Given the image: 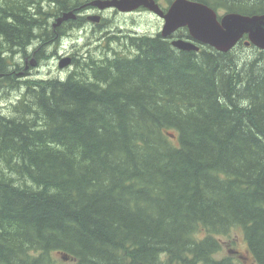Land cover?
<instances>
[{
  "label": "trees",
  "instance_id": "1",
  "mask_svg": "<svg viewBox=\"0 0 264 264\" xmlns=\"http://www.w3.org/2000/svg\"><path fill=\"white\" fill-rule=\"evenodd\" d=\"M47 1L0 0V92H19L0 108V264H236L217 256L234 228L264 264V51H184L160 33L119 51L109 36L101 58L32 87L9 74L8 49L47 46L41 19L50 31L84 3ZM60 28L58 41L72 34Z\"/></svg>",
  "mask_w": 264,
  "mask_h": 264
},
{
  "label": "rangeland",
  "instance_id": "2",
  "mask_svg": "<svg viewBox=\"0 0 264 264\" xmlns=\"http://www.w3.org/2000/svg\"><path fill=\"white\" fill-rule=\"evenodd\" d=\"M40 1L43 8L48 6L47 0ZM86 1L89 2L91 0H84L83 2ZM157 1L161 8L166 9L169 5L167 0ZM214 9L219 15H223L225 12H227L222 7H215ZM115 10H113V8L104 10L102 13L104 16V22L99 27L87 18V16L94 13H100L98 12V9L94 8L93 11L81 13V16L85 17L86 19L83 25H80L82 22L80 21L77 23V26L81 27H76L74 29L73 25L75 23H70L68 26L70 29H73L70 30L72 34L69 36H64L63 39H60L59 41L58 39L62 37V33L55 36L53 31H49L48 28H43L42 32H45L46 34L52 32L51 34H53V36L50 37L53 38V41L47 44V46L41 47L40 50L38 49V65L31 67V72H29L28 75H23L19 78L21 80L28 79V84L32 87H35L34 85L38 83L37 81L42 78L45 79L54 77L63 79L69 74L70 71L74 69V65L69 64L64 68H59V56L74 53L75 56H80L83 58L85 56H89L88 54H92V56H95L97 59H99L103 56V50H105V47L108 44V40L106 38H109V36L111 38H109L110 43L108 46L119 51H128V48L123 44L126 40L125 36H154L161 31L163 21L162 18L149 12L146 8H141L138 11L134 10L130 12H120ZM32 13L38 17L34 11H32ZM46 21L47 18L44 17L41 19V24L44 25ZM53 21L54 19L50 22V27ZM178 31L181 33H187L186 29H179ZM181 33L180 35H183ZM8 50L9 52L7 51L8 53L6 54L10 55L11 62L15 63V65H18L15 66L12 64L9 67V74L16 77L18 76V70L20 69L21 65H23L25 56H28V60L31 59V53L35 50V45H29L26 47L25 52H27V54H25L23 50H17L16 48H11ZM131 50L132 48H130V51ZM105 51H107V49ZM258 51L250 46H238L234 51V56H237V58L242 56L244 57L242 60H246L249 57L254 58L259 56ZM2 93L5 92H0V108H2L5 114H8L9 107L15 104L19 99L17 98L19 96V92L11 91L7 92L6 95H3ZM219 238L222 246L218 251L217 256L220 258L224 256H230L232 262H235L236 264H254L250 254L246 249V243L240 228H234L228 235H220ZM63 260L66 261V259Z\"/></svg>",
  "mask_w": 264,
  "mask_h": 264
},
{
  "label": "water",
  "instance_id": "3",
  "mask_svg": "<svg viewBox=\"0 0 264 264\" xmlns=\"http://www.w3.org/2000/svg\"><path fill=\"white\" fill-rule=\"evenodd\" d=\"M98 11L113 8L120 12H130L143 7L162 18L160 34L163 38H171L180 28L187 29V38L176 37L171 45L179 50L199 51L200 46H210L220 52H228L243 37L246 45H253L264 51V12L256 14H242L239 12H225L219 15L210 5L197 0H172L163 10L155 0H91L83 3ZM77 18L74 11L63 12L56 17L53 26L63 21ZM89 20L98 22V13L87 16ZM34 66V57L29 60ZM71 63V57L61 59L58 66L65 67ZM63 259L67 257L62 256Z\"/></svg>",
  "mask_w": 264,
  "mask_h": 264
},
{
  "label": "flooded vegetation",
  "instance_id": "4",
  "mask_svg": "<svg viewBox=\"0 0 264 264\" xmlns=\"http://www.w3.org/2000/svg\"><path fill=\"white\" fill-rule=\"evenodd\" d=\"M155 1H157V0H155ZM86 2H88V1H86ZM158 2V1H157ZM141 8H143V7H140V8H138V10L139 9H141ZM83 10H84V12H87V11H93L94 10V8L93 7H91V6H85V8H83ZM113 10H115V9H113ZM137 10V9H136ZM137 10V11H138ZM163 10H165V9H163ZM116 11V10H115ZM149 11V10H148ZM98 12H100V11H98ZM104 11H101L100 13H103ZM149 12H151V11H149ZM152 13V12H151ZM154 14V13H153ZM80 17H82L81 16V14H78ZM77 15V16H78ZM87 15V14H86ZM53 19H56V17L55 18H53ZM52 19V20H53ZM77 19V18H76ZM76 19H73L74 21L76 20ZM70 21V20H69ZM69 21H64V22H62L60 25H58V26H56V27H54L53 26V24H52V26H51V30L53 31V32H55V33H57V32H59V30L61 29L60 27L61 26H63L64 25V27L66 28V27H69L68 25L70 24V23H72L73 24V22H69ZM52 23H54V21L52 22ZM45 28H48L47 27V22H45ZM69 57H71V63H72V59L74 58V56H75V54L74 53H70V54H67ZM38 56H39V53H38V50H34L32 53H31V57H35L36 59L35 60H37L38 59ZM38 61V60H37ZM20 67V66H19ZM31 67H34V66H31L30 65V62H29V60H28V56H25V58H24V61H23V65H21V67H20V69L18 70V76H16L17 78H19V77H21V76H23V75H27L29 72H31L30 71V68Z\"/></svg>",
  "mask_w": 264,
  "mask_h": 264
},
{
  "label": "bare ground",
  "instance_id": "5",
  "mask_svg": "<svg viewBox=\"0 0 264 264\" xmlns=\"http://www.w3.org/2000/svg\"><path fill=\"white\" fill-rule=\"evenodd\" d=\"M84 3H86V2H84ZM83 8H85V6L82 7V5L80 4V5H78L76 8L69 9V10H70V11H74V12L78 15V14H81V13L84 12ZM69 10H66V11H69ZM66 11H63V12H66ZM63 12H62V13H63ZM98 15L100 16V20H99L98 22H94V21H92V20H90V21L93 22L94 24H96V25L99 27V26H100L101 24H103V22H104V16H103L102 13H98ZM59 16H60V15H59ZM57 17H58V16H57ZM66 21H69V20H66ZM54 22H55V19H54ZM63 22H64V21H63ZM52 24H53V23H52ZM53 33H54L55 36H56V35H58V34L61 33V30H60L59 32H57V33H55V32H53ZM176 37L187 38V36H182V35H180V36H173V37H171V38H167V39H169L170 42H171V40H172L173 38H176ZM200 47H201V46H200ZM39 50H40V48H39ZM67 56H68V55L59 56L58 64H59V62L61 61L62 58L67 57ZM34 59H36V58L34 57ZM37 60H38V59H37ZM37 60H35V61H36V64L34 65V67L38 65L39 60H38V61H37ZM59 68H60V67H59ZM61 68H64V67H61ZM27 75H28V74H27ZM25 76H26V75H25Z\"/></svg>",
  "mask_w": 264,
  "mask_h": 264
}]
</instances>
